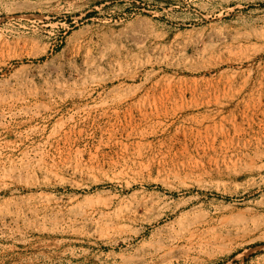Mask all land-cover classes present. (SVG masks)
Wrapping results in <instances>:
<instances>
[{
    "label": "rangeland",
    "instance_id": "rangeland-1",
    "mask_svg": "<svg viewBox=\"0 0 264 264\" xmlns=\"http://www.w3.org/2000/svg\"><path fill=\"white\" fill-rule=\"evenodd\" d=\"M0 264H264V0H0Z\"/></svg>",
    "mask_w": 264,
    "mask_h": 264
}]
</instances>
